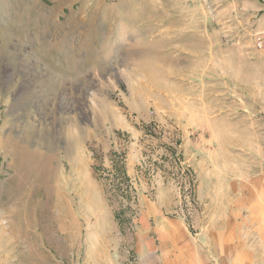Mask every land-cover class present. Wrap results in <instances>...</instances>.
I'll use <instances>...</instances> for the list:
<instances>
[{
    "label": "rangeland",
    "instance_id": "rangeland-1",
    "mask_svg": "<svg viewBox=\"0 0 264 264\" xmlns=\"http://www.w3.org/2000/svg\"><path fill=\"white\" fill-rule=\"evenodd\" d=\"M203 149L264 161V0H0V264H135Z\"/></svg>",
    "mask_w": 264,
    "mask_h": 264
},
{
    "label": "crops",
    "instance_id": "crops-1",
    "mask_svg": "<svg viewBox=\"0 0 264 264\" xmlns=\"http://www.w3.org/2000/svg\"><path fill=\"white\" fill-rule=\"evenodd\" d=\"M200 153L186 159L197 210L188 220L170 205L141 204L135 264H264V161L256 170Z\"/></svg>",
    "mask_w": 264,
    "mask_h": 264
},
{
    "label": "trees",
    "instance_id": "trees-1",
    "mask_svg": "<svg viewBox=\"0 0 264 264\" xmlns=\"http://www.w3.org/2000/svg\"><path fill=\"white\" fill-rule=\"evenodd\" d=\"M112 163L115 180L119 184L123 183L128 185L130 178L127 175L126 166L124 165V163L121 162L119 159L113 160ZM116 218H119L118 214H116Z\"/></svg>",
    "mask_w": 264,
    "mask_h": 264
}]
</instances>
